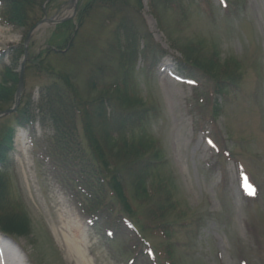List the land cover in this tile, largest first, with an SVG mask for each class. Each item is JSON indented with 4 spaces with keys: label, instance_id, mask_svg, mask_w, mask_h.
<instances>
[{
    "label": "rangeland",
    "instance_id": "374dc122",
    "mask_svg": "<svg viewBox=\"0 0 264 264\" xmlns=\"http://www.w3.org/2000/svg\"><path fill=\"white\" fill-rule=\"evenodd\" d=\"M63 1L65 5L42 20L74 19L78 3L75 8L72 0ZM225 1L226 7L214 0L211 15L193 7L184 26L177 23L183 22L182 17L168 14L176 44H202L205 57L216 60L212 67L202 64L203 73L194 69V73L188 69L182 73L176 60L181 54L168 44L149 1L142 0V17L155 43L152 48L168 54L157 55L161 61L148 81L138 78L139 99L156 113L143 135L165 161L154 181L165 182L177 203L165 221L188 223L184 230L189 239L177 235L166 240L145 231L141 203L130 199L133 213L124 211L108 182L103 197L96 194L94 185L70 181L72 168L66 158L70 148L63 154L48 118L36 116L28 127L15 129L11 162L6 169L0 168V194L9 211L28 219L24 233L15 237L0 233V256L9 258L7 264H264V0ZM132 3L139 7L136 0ZM105 17L98 12L89 19L83 44L95 49L106 45L116 25ZM64 21L40 25L27 41L29 34L23 39L22 32L4 25L0 10L2 100L8 101L9 90L17 93L24 59H16L17 48H27V58L44 52L52 31ZM147 65L145 56H139L137 66ZM234 70L240 82L227 99L223 115L215 116L212 89ZM45 82L25 70L21 98L37 100ZM13 122L0 117V135ZM87 154L82 163L90 170L93 157ZM4 220L0 213V225ZM68 222L78 225L85 263L80 257L68 258L57 237Z\"/></svg>",
    "mask_w": 264,
    "mask_h": 264
},
{
    "label": "trees",
    "instance_id": "16d2710c",
    "mask_svg": "<svg viewBox=\"0 0 264 264\" xmlns=\"http://www.w3.org/2000/svg\"><path fill=\"white\" fill-rule=\"evenodd\" d=\"M148 1L152 16L168 37V44L181 54V58L176 60L182 73H186L185 69L189 73H194L192 69L203 73L202 64L210 67L216 64L215 59L205 57L202 44H176L173 38L175 30L167 21L171 12L184 19L183 22L179 19L178 25H186L193 7L211 15L215 8L214 0ZM136 2L139 7L132 0H79L75 18L54 28L44 52L28 55L25 70L45 78L46 82L40 86L37 100L23 96L17 110L4 115L14 122L6 125L0 135V168L6 169L11 162L15 129L28 127L36 116L48 118L54 129L57 148L63 154L70 148L66 156L72 168V174L68 175L70 181H77L84 187L94 185L99 196L105 194L108 182L124 211L133 213L130 199L141 203L146 216L145 231L166 240L177 235L189 239L184 230L188 223L181 226L165 221L176 211L177 203L165 182L157 184L154 181L163 170L165 161L162 152L143 135L156 113L139 99L138 78L148 81L160 59L168 54L159 47L153 50L155 43L141 13L142 0ZM227 2L220 0L224 7ZM63 5V0H0L4 25L22 32L23 39L48 13L59 10ZM98 12L104 13L105 20L116 26L106 45L95 49L91 44H83L82 40L87 22ZM16 54L17 60L22 59L24 47L19 46ZM143 55L148 65L140 68L137 61ZM238 74L232 71L229 78L218 80L212 89L215 116L223 115L227 99L240 82ZM14 93L16 89L9 90L8 101L0 98L3 101L0 104L5 106L0 108V113L12 108ZM87 151L90 158L93 157L90 170L82 163L83 156H89ZM1 175L0 172V179ZM71 195L75 198L74 192L71 191ZM0 213L5 217L0 233L15 237L28 229L27 216L9 211L2 194ZM15 221H18L21 231ZM196 221L202 222L203 219ZM92 225L103 233L104 229L98 224ZM108 225L106 221L105 227ZM131 228L140 235L133 224Z\"/></svg>",
    "mask_w": 264,
    "mask_h": 264
},
{
    "label": "bare ground",
    "instance_id": "6f19581e",
    "mask_svg": "<svg viewBox=\"0 0 264 264\" xmlns=\"http://www.w3.org/2000/svg\"><path fill=\"white\" fill-rule=\"evenodd\" d=\"M62 223V222H61ZM67 224V223H66ZM68 226L63 225V227H61L62 232L61 234L57 233V237L60 238V243L62 244V247L65 249V253L67 255L68 258H77L80 257L81 260L85 263V259L82 255V250L80 248V235H78V225L76 224H70V222H68L67 224ZM69 227V228H68ZM9 260V258H5L3 259L0 256V261L4 262V264H7V261Z\"/></svg>",
    "mask_w": 264,
    "mask_h": 264
},
{
    "label": "water",
    "instance_id": "95a60500",
    "mask_svg": "<svg viewBox=\"0 0 264 264\" xmlns=\"http://www.w3.org/2000/svg\"><path fill=\"white\" fill-rule=\"evenodd\" d=\"M79 0H72L71 4H73V6L76 8L77 3ZM57 17H54L52 19H46V20H42L36 27H34L31 32L29 33V36L27 38V41L30 39L33 31L38 28L40 25L44 24V23H49V24H58L64 20L61 21H57L56 20ZM26 61H27V48H25V54H24V59L23 62L21 64V68H20V77H19V83H18V88H17V93H16V99H15V105L13 106L12 109L8 110L7 112L1 113L0 117L4 116V115H10L11 113H13L14 111L17 110L19 104H20V99H21V95L23 92V88H24V78H25V65H26Z\"/></svg>",
    "mask_w": 264,
    "mask_h": 264
},
{
    "label": "snow or ice",
    "instance_id": "6c2138e0",
    "mask_svg": "<svg viewBox=\"0 0 264 264\" xmlns=\"http://www.w3.org/2000/svg\"><path fill=\"white\" fill-rule=\"evenodd\" d=\"M250 194H254V191H253V193H250Z\"/></svg>",
    "mask_w": 264,
    "mask_h": 264
}]
</instances>
